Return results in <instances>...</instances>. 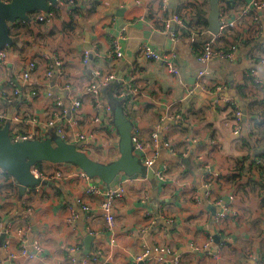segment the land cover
<instances>
[{
	"label": "crops",
	"instance_id": "crops-1",
	"mask_svg": "<svg viewBox=\"0 0 264 264\" xmlns=\"http://www.w3.org/2000/svg\"><path fill=\"white\" fill-rule=\"evenodd\" d=\"M179 3L168 0L165 15L170 16ZM163 5L162 0L59 2L49 11L54 16L51 25L32 18L12 25L15 46L9 47L8 66L0 70V86L7 79L18 78L22 94L12 104L0 98V115H6L0 126L9 122L12 131L21 133L25 129L11 118L14 115L38 116L45 122L57 112L45 96L26 97L31 89L40 88L45 71V62L38 58L42 54L54 53L67 63L72 89H64L60 80L52 83L65 108L68 97L82 94L94 70L115 72L117 80L101 90L103 103L113 108L115 99H121L119 90L133 87L135 93L125 101L124 111L147 156L159 151L153 167L162 177L157 173L152 179L122 177L126 194L116 204L115 229L109 232L98 210L103 194H85L89 183L80 178L77 166L44 162V168L65 169L71 175L69 180L47 181L38 192L27 189L24 194L12 177L0 172V226L4 232L0 235V264H70L72 247L80 248L76 264H165L176 256L180 264H264V185L259 175H252L256 160L264 158V140L255 135L256 125L263 121L257 114L264 111V104L248 101L249 90L243 98L245 89L239 86L243 71L249 68L257 70L264 85V68L251 60L264 54V26L255 38L241 43L238 59L209 62L212 73L205 81L224 82L227 87L221 96L233 98L240 108V102L245 104L247 121L243 118L235 133V123L227 117L223 103L215 102L216 95L195 88L202 64L192 48L204 36L187 34L186 26L174 25L171 30L179 33L175 42L170 34L155 29L160 27L155 20L161 17ZM122 33L126 35L121 40L125 57L109 60L112 42ZM143 44L162 53L174 49L181 76L174 77L160 64L147 61L141 52ZM93 47L100 49L101 57L85 65L83 51ZM34 57L39 59L38 71L25 86L19 77L27 60ZM83 111L94 120L88 132V155L103 163L113 161L119 155L118 131L109 127L102 109H94L90 97L84 99ZM250 119L254 120L253 135L247 127ZM32 128L44 132V137L57 132L56 127L40 124ZM155 132L157 147L152 139ZM163 140L177 154L163 146ZM96 182L90 180L102 190L107 186ZM80 196L90 202L92 218L77 204ZM223 204L231 205L232 213L218 224L215 217ZM23 239L39 241L43 251L34 257L23 255L19 251ZM6 240L17 255L14 260L6 253ZM155 246L171 253L159 254ZM146 251L149 255L143 263L139 257ZM160 257L164 260H158ZM84 258L88 259L85 263Z\"/></svg>",
	"mask_w": 264,
	"mask_h": 264
},
{
	"label": "built area",
	"instance_id": "built-area-1",
	"mask_svg": "<svg viewBox=\"0 0 264 264\" xmlns=\"http://www.w3.org/2000/svg\"><path fill=\"white\" fill-rule=\"evenodd\" d=\"M7 1V0H6ZM194 0H180L179 5L174 10L170 16H166V4L168 0H162L164 5L162 6L161 17L156 18V22L159 23L160 27L155 29H160L162 32L171 35L172 40L175 42L179 41V37L171 30V27L185 26L184 17L188 10V6ZM69 4H74V0H70ZM181 11L179 12V9ZM36 23H45L51 25L54 16L51 13L38 12L35 16L31 15L30 19ZM155 18V17H154ZM189 19L190 18L189 16ZM187 19V21L189 20ZM154 20V19H153ZM220 32L217 35L211 34V38L204 42L199 43L200 46H194L192 48V53L196 58L198 63L202 64V68L197 72V81L195 88L201 89L206 92H212L216 95L215 102L219 105L223 103L226 114L228 118H231L235 123L234 132L237 133L241 128V122L244 117V112L237 104V102L231 97H223L221 94L225 91L226 85L224 82L211 81L206 82L205 79L208 75L212 73L209 62L212 60L222 59V60H234L240 57V45L251 38L256 37V33L260 31L264 26V0H221L220 1ZM197 35V32H191ZM209 33L208 29L202 28L199 36H204ZM125 33H122L118 38L114 39L112 42V48L110 53L107 55L109 60H121L125 57L124 51L122 49L121 40L125 38ZM141 52L144 58L149 62H155L164 67L172 76L180 77L181 69L176 62V51L171 49L168 52H159L151 49L146 44L141 47ZM11 54V48L5 47L0 50V70L8 66L9 58ZM101 57V51L98 47H93L83 51L82 61L85 65H89L95 59ZM39 59L45 62V71L40 77L39 86L40 88L31 89L26 97H41L45 96L50 99L49 107L51 109H57V112L53 115L51 119L45 122H41L38 116H25V115H14L13 120L23 126L25 131L18 133L17 131H12L10 128L12 140L20 139H34V138H45L44 132L38 129L32 128L37 124L45 127H56V136L62 138L68 143L75 144L79 150L87 153L89 151L91 137L88 134L91 131L92 124L94 120L83 111V103L86 97H90L93 107L95 110L102 109L104 117L110 121L113 115V108L109 105H104L101 96V90L111 85L112 82L117 80V74L110 71H102L100 69L94 70L93 79L90 80L88 85L82 90V94L76 97H68V108L63 107V103L60 98L57 97L52 83L61 81V85L64 89L71 90L72 83L66 76L67 73V63L62 57L56 54H42L38 56ZM37 57L30 58L27 60L24 69L21 71L20 79L23 81L25 86L29 85V82L33 79L34 75L38 71ZM252 62L259 67L264 68V54L255 55L251 58ZM134 66V65H133ZM133 70V69H132ZM133 79V78H132ZM57 80V81H56ZM209 83V84H207ZM239 86L244 87L249 90L247 100L248 101H264V85L258 76L256 69L249 68L244 70L239 81ZM135 93L132 86L128 89L119 90L118 96L125 101L131 98ZM22 94V87L18 84V78L7 79L2 86H0V98L5 100L7 103L12 104L17 97ZM222 105V104H221ZM6 119V115H0V122ZM96 122L98 120L95 119ZM111 123V122H110ZM4 124V123H3ZM112 129H116L112 124L109 125ZM248 130L252 135L255 131L254 120L250 119L248 122ZM93 132V131H92ZM152 139L154 142V147L159 145L158 134L155 132L152 134ZM133 148L135 154L140 157L142 164L146 168H154L153 164L159 155V151L156 150L151 155L147 156L145 152L144 143L140 140L138 132L134 130L133 136ZM162 145L167 147L173 154H177V149L167 141L163 140ZM183 154L185 152H182ZM88 154V153H87ZM51 164V163H50ZM253 174L259 175L262 171L264 172V158H259L253 165ZM33 173L40 177L42 180L46 181H65L69 180L70 174H68L65 169L57 168L50 170L45 168L41 170L37 165L32 167ZM1 173H6L0 167ZM162 177V172L155 170V173ZM79 176L88 181L85 194L94 195L96 193H102L103 199L98 207L103 218L105 228L109 232H113L115 229V207L116 204L124 199L126 194L125 181L121 176L120 180L116 183L114 187L106 186L103 190L100 185L90 183L92 180L85 172L79 169ZM34 191H39L40 186L35 188H30ZM85 195V196H86ZM85 196L77 197L76 202L81 207V209L86 212L88 218L93 217V210L89 205V201L85 199ZM222 204L221 202H218ZM222 210L216 214L215 221L218 224L223 223L226 218L232 213L231 205L223 204ZM74 215V214H73ZM3 233L2 227L0 226V235ZM212 240V237H210ZM6 253L9 259L14 260L16 254L10 250V241L6 240L4 244ZM154 250L159 254L171 253V251L165 247L155 246ZM19 251L23 255L29 257H34L43 251L42 244L37 241H29L28 239H23L19 244ZM80 252L79 247H72L68 255V260L70 264H76L77 254ZM149 255V251H146L143 256L139 257V261L144 260L145 257ZM84 258V263L87 261ZM158 260H164L160 257ZM143 263L145 261H142ZM165 264H180L179 258L176 256L172 262L164 261Z\"/></svg>",
	"mask_w": 264,
	"mask_h": 264
},
{
	"label": "water",
	"instance_id": "water-1",
	"mask_svg": "<svg viewBox=\"0 0 264 264\" xmlns=\"http://www.w3.org/2000/svg\"><path fill=\"white\" fill-rule=\"evenodd\" d=\"M60 0H0V50L15 43L12 35V25L17 21H28L36 12L49 13ZM220 1L210 0L208 14V31L198 43H204L211 34L220 32ZM123 75H120L119 84ZM118 86V85H117ZM122 100L113 106L111 124L119 134V155L109 163L100 162L78 149L73 143H68L56 135L45 138L12 140L10 123L6 122L0 129V167L14 180L21 194L27 189L42 186L47 183L36 176L32 167L39 162L53 164L68 163L77 166L92 179L114 187L125 175L130 178L147 176L154 177L155 168H146L140 157L135 154L132 136L134 123L126 115ZM244 112V122L247 121L245 104L240 102ZM4 234V232L2 233Z\"/></svg>",
	"mask_w": 264,
	"mask_h": 264
},
{
	"label": "trees",
	"instance_id": "trees-1",
	"mask_svg": "<svg viewBox=\"0 0 264 264\" xmlns=\"http://www.w3.org/2000/svg\"><path fill=\"white\" fill-rule=\"evenodd\" d=\"M69 1L70 0H60L59 2H62V3H68L69 4ZM75 2V0H74ZM209 3H210V0H194L192 3L189 4L188 6V10L186 12V15H185V19H184V22H185V26H186V29H187V34H190L191 32H197V35L202 32V28L204 29H208V18H207V13L210 9V6H209ZM179 9V12L181 11V8H178ZM38 12L32 14L33 16H35ZM189 16L190 18L192 19H189ZM187 19H189L187 21ZM20 23H23L22 20L19 21ZM184 33V34H186ZM175 34L179 36V33L175 32ZM181 35L183 34L180 33ZM15 46V45H13ZM196 47L200 46V44H196L195 45ZM12 47V46H11ZM262 49L264 50V47H262ZM243 90L245 89L244 87H242ZM242 97L245 98L246 97V89H245V92L242 93ZM124 101L122 104L123 106L125 107V100L124 99H115V101L113 102L114 104L116 103H119L121 101ZM113 104V105H114ZM260 104H264V101H261ZM251 105V104H249ZM253 116H255V114H252ZM257 116H259L260 118L263 119V121L261 123H258L256 125V133L255 135L257 134L258 137L262 138L264 140V111L260 112L259 114H257ZM257 116L255 117H252V118H257ZM2 128V125L0 126V129ZM257 136H255V139L257 140ZM37 166L41 169V170H44V162H39L37 164ZM261 180L263 181V185H264V172L262 171L260 174H259ZM264 188V187H263ZM263 205H264V200H263Z\"/></svg>",
	"mask_w": 264,
	"mask_h": 264
}]
</instances>
